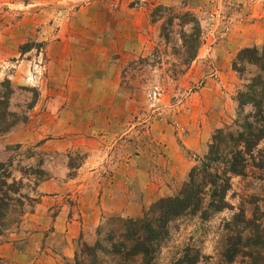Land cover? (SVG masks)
Wrapping results in <instances>:
<instances>
[{
    "label": "rangeland",
    "instance_id": "374dc122",
    "mask_svg": "<svg viewBox=\"0 0 264 264\" xmlns=\"http://www.w3.org/2000/svg\"><path fill=\"white\" fill-rule=\"evenodd\" d=\"M157 7L199 21L188 65L191 24L156 18ZM263 44L264 0H0V264H116L108 252L130 221L182 190L216 130L237 131L245 80L232 62ZM256 147L231 178L229 207L175 219L153 264L187 247L196 264H229L226 223L240 208L264 211V139ZM241 231L237 249L254 251L251 228ZM249 262L239 253L231 264Z\"/></svg>",
    "mask_w": 264,
    "mask_h": 264
},
{
    "label": "trees",
    "instance_id": "16d2710c",
    "mask_svg": "<svg viewBox=\"0 0 264 264\" xmlns=\"http://www.w3.org/2000/svg\"><path fill=\"white\" fill-rule=\"evenodd\" d=\"M161 7L152 15L161 18L168 15L170 25L175 18L183 25L191 24L188 31L182 33V44L185 49L184 63L188 65L197 55L202 44V32L197 18L189 11L181 16L174 13L172 8H165L167 13L159 14ZM164 28V27H162ZM232 62V68L245 82L237 92L238 113L235 125L237 131L218 129L211 137L208 150L203 157L198 158V164L193 166L188 174V181L182 190L175 196L158 200L152 206V213L137 221H130L124 241L114 244L109 254L118 258L116 264L123 261H138V264H153L152 254L160 246V242L167 234L168 225L179 217H199L206 221L215 212L229 207L226 194L231 188V178L244 176L249 165V159L254 160V151L264 139V44L261 46L246 47L238 52ZM248 66L255 71L247 75ZM249 105L251 111L242 115L241 110ZM4 117L0 113V124ZM260 154L259 152H257ZM263 162L258 158L254 166L263 168ZM264 211L258 207L247 218L244 209L233 216L232 222H227L224 229L230 231L226 238L224 257L231 264L239 253L250 259L249 264H258L260 249L264 250L263 226ZM251 228L252 233L245 240L254 251L237 249L234 240L242 241V231L238 232V224ZM126 242H129L128 244ZM245 246V247H246ZM260 248L258 251L257 249ZM89 253L92 251L85 248ZM247 252V253H244ZM93 253V252H92ZM94 254V253H93ZM258 255V257L256 256ZM200 254L192 248H186L182 255L170 264H196Z\"/></svg>",
    "mask_w": 264,
    "mask_h": 264
},
{
    "label": "crops",
    "instance_id": "0c3cea01",
    "mask_svg": "<svg viewBox=\"0 0 264 264\" xmlns=\"http://www.w3.org/2000/svg\"><path fill=\"white\" fill-rule=\"evenodd\" d=\"M69 220H71V218H70ZM58 222H59V224L61 225V223L63 222V219L60 217V220H58ZM67 225H69V222L67 223ZM58 229H59V228H58ZM56 232H57V231H56ZM58 234H60V232H58ZM64 247L67 248V246H64ZM65 248L62 249V250H64V251H63V254L66 255V256H69V255H70L69 247H68V249H66V250H65ZM60 250H61V249H60Z\"/></svg>",
    "mask_w": 264,
    "mask_h": 264
}]
</instances>
